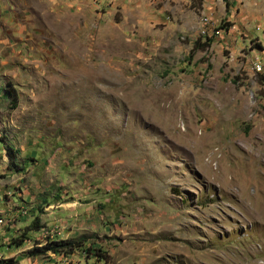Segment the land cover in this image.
I'll return each mask as SVG.
<instances>
[{"label":"rangeland","instance_id":"obj_1","mask_svg":"<svg viewBox=\"0 0 264 264\" xmlns=\"http://www.w3.org/2000/svg\"><path fill=\"white\" fill-rule=\"evenodd\" d=\"M260 64L264 0H0V263L264 264Z\"/></svg>","mask_w":264,"mask_h":264},{"label":"trees","instance_id":"obj_2","mask_svg":"<svg viewBox=\"0 0 264 264\" xmlns=\"http://www.w3.org/2000/svg\"><path fill=\"white\" fill-rule=\"evenodd\" d=\"M210 43H211V41H210V39H208L207 43L203 44L202 46L203 47L209 46ZM7 94L10 96V93L8 91H7ZM2 143L5 144L6 142L2 141ZM6 151L8 152V157H10V161L13 160L14 156L16 155V152L10 146L6 147ZM32 228L35 231H38L40 229V227L37 225V222L34 223ZM85 242L86 241L84 238H79L76 240H60V241L47 240L46 246L33 247V249L29 253L32 256L46 255L47 252H50L54 255L66 256V255H71L75 250L83 249ZM85 253H87L91 258H96L102 262L103 261L107 262V260H108L106 253L100 252L99 249H95V248H88L87 249L86 248Z\"/></svg>","mask_w":264,"mask_h":264},{"label":"built area","instance_id":"obj_3","mask_svg":"<svg viewBox=\"0 0 264 264\" xmlns=\"http://www.w3.org/2000/svg\"><path fill=\"white\" fill-rule=\"evenodd\" d=\"M258 66L261 68L262 71L264 70V65L260 64V65H258ZM0 222H1V221H0Z\"/></svg>","mask_w":264,"mask_h":264}]
</instances>
